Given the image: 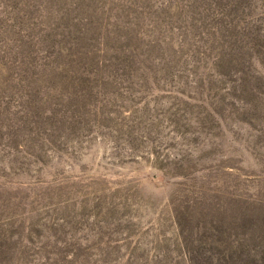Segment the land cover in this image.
<instances>
[{
    "label": "rangeland",
    "instance_id": "obj_1",
    "mask_svg": "<svg viewBox=\"0 0 264 264\" xmlns=\"http://www.w3.org/2000/svg\"><path fill=\"white\" fill-rule=\"evenodd\" d=\"M0 264H264V0H0Z\"/></svg>",
    "mask_w": 264,
    "mask_h": 264
}]
</instances>
